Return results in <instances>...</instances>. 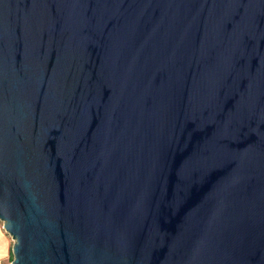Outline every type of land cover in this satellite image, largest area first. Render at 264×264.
Returning a JSON list of instances; mask_svg holds the SVG:
<instances>
[{
    "label": "water",
    "instance_id": "obj_1",
    "mask_svg": "<svg viewBox=\"0 0 264 264\" xmlns=\"http://www.w3.org/2000/svg\"><path fill=\"white\" fill-rule=\"evenodd\" d=\"M12 264H264V0H0Z\"/></svg>",
    "mask_w": 264,
    "mask_h": 264
},
{
    "label": "crops",
    "instance_id": "obj_2",
    "mask_svg": "<svg viewBox=\"0 0 264 264\" xmlns=\"http://www.w3.org/2000/svg\"><path fill=\"white\" fill-rule=\"evenodd\" d=\"M13 243L12 237L3 228V223L0 221V264H12L14 259Z\"/></svg>",
    "mask_w": 264,
    "mask_h": 264
}]
</instances>
